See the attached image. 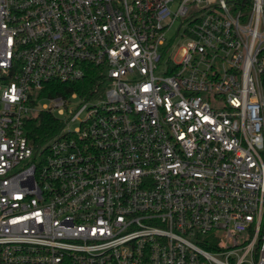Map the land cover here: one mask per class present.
Wrapping results in <instances>:
<instances>
[{"label": "built area", "instance_id": "built-area-1", "mask_svg": "<svg viewBox=\"0 0 264 264\" xmlns=\"http://www.w3.org/2000/svg\"><path fill=\"white\" fill-rule=\"evenodd\" d=\"M0 264H264V0H0Z\"/></svg>", "mask_w": 264, "mask_h": 264}, {"label": "trees", "instance_id": "trees-1", "mask_svg": "<svg viewBox=\"0 0 264 264\" xmlns=\"http://www.w3.org/2000/svg\"><path fill=\"white\" fill-rule=\"evenodd\" d=\"M96 80L93 75H88L84 79L77 82H59L51 81L45 87L42 95L46 96H67L74 91L79 92L83 97L88 93L89 89L92 87ZM60 126L57 118L51 113H41L37 117L30 120L29 123V134L37 142L41 143L45 141L48 137L55 133V130Z\"/></svg>", "mask_w": 264, "mask_h": 264}, {"label": "rangeland", "instance_id": "rangeland-1", "mask_svg": "<svg viewBox=\"0 0 264 264\" xmlns=\"http://www.w3.org/2000/svg\"><path fill=\"white\" fill-rule=\"evenodd\" d=\"M178 22L174 23V25L172 26V28L170 29V31L167 34L168 40L170 41L171 39L174 38V36L176 35V30L178 27Z\"/></svg>", "mask_w": 264, "mask_h": 264}]
</instances>
